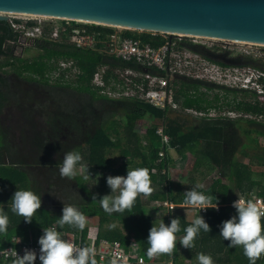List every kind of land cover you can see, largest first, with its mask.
<instances>
[{
	"label": "trees",
	"instance_id": "trees-1",
	"mask_svg": "<svg viewBox=\"0 0 264 264\" xmlns=\"http://www.w3.org/2000/svg\"><path fill=\"white\" fill-rule=\"evenodd\" d=\"M77 26L88 32H97L102 35H111L115 32L114 29L73 23L74 28ZM122 36L140 40L143 44H149L155 48L163 44L160 37H154L151 33L125 31ZM17 41L18 35L11 29L8 21L0 22V117H5L0 126V208H3L9 217L7 234H0V249L12 247L15 236L25 242L32 238L39 239L43 229L50 227L56 228L61 235L75 236V243L81 247L89 245V242L87 243L88 227L85 226L83 231L69 225L61 228L57 223L60 217L54 212L49 213L39 209L33 221L25 223L23 217L11 211V199L16 190L33 191L29 173L20 168L24 165L21 152L34 158L31 159V167L51 169L53 171L51 173H54L52 175L58 178L64 154L78 149L83 158L82 163L99 173L111 171V176L126 177L125 167L155 169V173H151V186L154 191L148 197L140 195L131 211L126 210L124 213L109 215L101 208L98 201L92 200L93 195H96L97 199L104 196L103 194L109 195L105 193L108 191L106 189L108 176L100 179L99 189L96 191L87 190L83 187L81 178H75L78 189L86 196V201L88 200L89 203L83 206L80 203L85 201H76L73 196H70L69 200L79 207L86 217L99 220L98 241L119 242L127 248L128 252L132 251L133 246H138L140 250L138 256L143 258L146 264H165V255L153 259L147 256L148 233L150 228L155 226V217L150 214V211L161 214L166 210L168 217L165 220L168 225L171 219L177 217L180 219L181 231L176 234L178 245L180 239L186 234L184 229L191 226L193 222L187 215L189 206L183 204L184 193L186 190L196 188L198 184L193 183L190 188L185 187L182 191H175L173 185L167 182L168 157L160 156V153L164 152L161 139L157 135L158 127L155 126L148 132V150L142 153L143 150L138 146L139 139L135 132L136 123L139 120L163 123L166 134L171 140V148L181 156L185 152L196 155L197 167H207L210 169L209 172L216 169L223 171L224 159L218 153L206 149L207 147L204 148V145L208 143L211 136H221L225 125L220 124L219 127L201 124L198 131L188 130L192 124L190 118H186L177 110H158L135 99L113 100L101 95L100 90L92 85L93 77L99 68L108 69V81L111 78H117L114 74L116 70L136 69L135 65L124 64L114 57L99 52L79 50L66 41L36 42L33 49L38 51L39 55L34 60H28L17 53L20 49ZM59 61H73L76 64L75 66L81 71L77 80L69 81V83L57 81L56 84H50L47 75ZM247 65L258 67L254 63ZM7 68L11 71L6 72ZM11 77L15 80L14 83L10 82ZM200 83L202 82L195 84ZM196 88L193 86L191 91L186 89V91L177 92V101L181 97L185 109L195 106L196 111L205 112L220 102L219 96L212 98L214 101H210L211 98L207 95L195 97V90H198ZM203 88L209 92L214 91L211 85H204ZM191 92L194 93V97ZM231 93L238 94L232 90ZM70 95L78 98L77 101L81 105L76 106L70 102L72 101ZM222 97L227 99V107H232L239 112L264 114V108L246 102V98L244 102L237 100L233 102L228 100V94ZM6 111L10 114L8 118H6ZM118 112L124 114L126 121L124 124L118 125L115 121ZM259 127L264 130V126ZM92 130L95 131L91 134ZM16 131L23 132L24 149L17 148L15 141L11 140ZM82 139L85 140L84 143H80ZM256 146L259 148L258 143ZM118 150L121 151L120 155L125 163L121 168L114 170L109 157ZM3 159H9L13 165L4 166ZM136 160H141V164H136ZM261 162L264 163V157L261 158ZM254 176L255 174L244 162H235L231 166L229 180L234 183L236 191H232L219 179L207 186L205 182L202 184L203 188L196 189L206 195L215 196L219 202L218 206L225 207L220 212L208 209L205 216L200 211H196V218L198 215L202 216L211 231L206 233L200 230L194 241L195 246L190 249L191 254L210 255L214 264H249L243 247L228 248L230 241L223 240L220 236V226L222 222L237 215L236 209L231 206L239 198L235 197L234 192L235 194L238 192L244 198L252 194L264 198V182L254 180ZM260 177L264 178V173ZM167 203L174 204L175 209L166 208ZM31 229L34 235L31 234ZM76 237L81 238V243ZM176 254L177 251L174 257ZM0 264L12 263L0 260ZM173 264H179L177 257L174 258ZM256 264H264V256L257 260Z\"/></svg>",
	"mask_w": 264,
	"mask_h": 264
},
{
	"label": "built area",
	"instance_id": "built-area-1",
	"mask_svg": "<svg viewBox=\"0 0 264 264\" xmlns=\"http://www.w3.org/2000/svg\"><path fill=\"white\" fill-rule=\"evenodd\" d=\"M7 15H11L7 16L8 23L14 33L18 35L17 45L22 50H32L36 42L66 41L79 50L99 52L114 57L124 64L135 65L136 69L116 70L114 74L117 78H111L108 81L107 68H99L95 73L92 85L100 90L101 95L110 99H135L137 102L158 110L176 111L179 104L176 82L181 78H189L238 92V94L233 93L229 97L230 101L244 102L245 98L242 96H245L246 102L264 108L263 45L231 42L233 45L240 46L236 54L240 60L250 61L258 67L250 65L223 68L207 60L204 55L201 56L195 52L193 46H200L198 40H202L195 37L153 34L154 37H160L163 40V44L155 48L149 44H143L140 40L123 37L122 33L125 31L122 29H114L115 32L111 35H102L97 32H88L78 26L77 28L73 27V23L93 26L90 24L52 18H34L26 15ZM55 21L59 23L53 24ZM203 41L212 40L203 39ZM75 65L73 61H59L47 75L50 84H56L57 81L69 83V81L77 80L81 71ZM262 120L264 118L260 116V121ZM158 134L163 138V141L164 139L168 141L169 138L165 136L163 128L159 130ZM160 156L164 157L163 154ZM256 200L258 206L264 208V200L258 198ZM165 207L174 210L176 206L167 203ZM220 210L218 208L217 212ZM203 211L204 216L207 215L208 210ZM74 237L62 235V238L73 243H75ZM78 239L81 243V238ZM19 240L20 242L16 243L14 238L13 246L3 250L14 249L20 257L23 256L25 249L35 250L37 260L34 264H40L38 238H32L27 242L21 238ZM88 242L87 247L93 250L97 264H146L143 258H139L136 254L132 255V251L139 250L138 246H133L132 251L128 252L127 248L119 242L98 241L97 237L91 238L90 236H88ZM75 245L77 248H82L76 243ZM13 259L12 256H0V260L9 263H12Z\"/></svg>",
	"mask_w": 264,
	"mask_h": 264
},
{
	"label": "rangeland",
	"instance_id": "rangeland-1",
	"mask_svg": "<svg viewBox=\"0 0 264 264\" xmlns=\"http://www.w3.org/2000/svg\"><path fill=\"white\" fill-rule=\"evenodd\" d=\"M5 16H11L5 14ZM8 21V20H7ZM59 23L58 21H55L53 24ZM195 41V40H194ZM213 41V40H212ZM212 41H203V40H198L200 46L204 48L203 52H208L211 55H222L225 56L227 54V58L231 59H236L240 60L236 55L238 52V49L240 46L238 45H233L231 42L229 43H223V42H212ZM216 41V40H214ZM19 55H24L28 60H34L38 57L39 53L38 51L32 49V50H27L24 49L22 50L21 48L18 50ZM22 51V52H21ZM200 50H197V54L201 55L204 54ZM205 55V54H204ZM220 55V56H221ZM205 58L207 60H210V62H213L209 56L205 55ZM239 63V62H237ZM11 69L7 68L6 72H10ZM14 79L11 77L10 82L14 83ZM205 84H195L191 82L190 80H178L176 82L177 86V92L179 93L181 90L186 91L190 90L191 87H197L195 92L199 96H204L207 95L210 97V101L212 100V96L205 92V88H203ZM206 86V85H205ZM198 91V92H197ZM193 93V92H192ZM191 96V95H190ZM239 96V95H238ZM70 99H72L73 104H76V106L79 103L77 101L78 98H75V96L70 95ZM194 97V95H193ZM246 98L245 96H242ZM186 99V98H185ZM182 100L181 97H179V101ZM227 99H225L226 101ZM229 100V99H228ZM82 103V102H81ZM84 103V101H83ZM227 103V101H226ZM32 106L31 104H29ZM81 105V104H80ZM101 106V105H99ZM178 110L179 112L182 113V115L186 116V118H190L191 120V125L188 130H200L199 126L203 124H210L211 126L217 125L220 127V124L225 125L223 128V132L220 134L221 136H211L208 143H205L204 148L207 147L206 149H209L215 153H218L222 158L224 159V168L223 171L221 170H213L212 172H209V168L203 167V168H198L197 167V158L196 155H193L192 153L185 152L183 156L177 154L172 148H171V140L168 139L165 140V144L162 145L163 149V156L168 157L169 160V170H167L169 178H167V182L169 184H172L174 187L175 191L178 190H183V188L191 187L193 183L196 184H205L206 186L209 184H213L214 181L216 180H221L224 185L230 187L232 191H236L235 185L233 182L229 180V177L231 175V166L235 162H244L245 165H248L249 168L252 170V172L255 174L254 180L256 181H261L262 183L264 182V178L260 177L264 173V163L261 162V158L264 157V130L261 129L259 126L262 125L264 126V120L260 121V116H263L264 114H260L259 116H255L253 114H247L243 112H239L235 110L232 107H224L220 105L218 107V112L216 111H210L208 114H203L201 111L195 112V106L191 107L190 109H185L184 104H178ZM218 106V104L216 105ZM118 116L115 118L116 122L118 125L124 124L125 121V116L122 114V112H118ZM9 112L6 111V118H8ZM10 115V114H9ZM202 117H201V116ZM10 118V117H9ZM11 120V119H10ZM3 122V119L0 118V126L1 123ZM161 122H150L148 120H139L136 123L135 126V132L136 135L138 136L139 139V147L142 148V153H146L148 150V132L154 128L155 126L158 127L157 129L161 130L162 128L164 129V134H166V127L163 126V123ZM30 124V123H28ZM24 126H26L24 124ZM263 130V131H261ZM95 130H92L90 133L92 134ZM23 132H18L16 131L13 135L11 140L15 141V144H17V148L20 147L23 148V138H22ZM85 140H80V143H84ZM256 143H258L259 148H257ZM76 152L80 153L78 149L75 150ZM145 151V152H144ZM121 151H114L113 155L109 157L111 161V165L114 170H117L121 168L125 160L122 159L121 157ZM21 159L22 162H24V165L21 166L20 168L24 169L29 173V176L31 178V188L33 192L40 194L41 195V200H42V205H41V210L45 212H54V214H58L57 216L61 217L62 215V208L63 204H73L70 202L69 198L70 196H73L76 198V201H81L84 200L85 202H81L80 204H83V206L88 205V200L86 201V196L83 195V193L78 189L77 184L75 182V178H81L82 185L84 188L90 191H96V189H99V182L101 181L103 177L106 176H111V171L110 172H103L99 173L97 172L94 168L89 167L88 172L91 174L90 175V180H85L84 173L80 172L79 170V165H77V175L72 178H61L59 176H54L51 173L53 172L51 169H44V168H38V167H31V159H34L32 156L29 154H26L21 152ZM4 166H11L12 162L9 161V159H3L2 160ZM141 160H136V164H141ZM211 162H209L210 164ZM126 169L124 172L127 170H133L132 167H125ZM155 173V172H154ZM166 173V172H165ZM114 176V175H113ZM97 181V182H96ZM56 189H58L56 191ZM106 189L108 191H105V193H111L110 188L107 186ZM257 190V189H256ZM255 190V191H256ZM187 191V190H186ZM233 193V192H232ZM239 198H244L239 195L238 192L233 193ZM105 195V194H103ZM237 197V198H238ZM248 198L245 199H252L253 197L258 198V199H263L259 197V195H254L252 196H247ZM44 199L47 200H52L51 202L45 201ZM87 202V203H86ZM232 206V205H231ZM225 207V206H223ZM223 207H218L222 209ZM79 208V207H78ZM190 209H188L187 215L189 216V219L193 221L197 213L196 211H200L199 209H193L192 207L189 206ZM80 209V208H79ZM203 211V210H202ZM200 211V213L203 214V212ZM150 214H152L155 217V226H159V222L163 220L164 224L168 226L167 221L165 220L167 216V211L164 210L161 212V214H157V212L150 211ZM162 215V216H161ZM86 227L89 229L88 236L91 238H94L98 234V229H99V220L96 218H91L87 217V222H86ZM30 234V232H29ZM28 234V235H29ZM31 234L34 235V231L31 229ZM176 251L177 254L175 257H177L179 264H199L198 260L196 259L197 254L193 255L190 252V249H185L183 248L180 243L176 245ZM140 253V250L138 251H132V255L134 256L135 254L138 255ZM174 254L172 257H169L165 255L166 260L164 261L165 264H169V261L171 260V264L174 263Z\"/></svg>",
	"mask_w": 264,
	"mask_h": 264
},
{
	"label": "clouds",
	"instance_id": "clouds-1",
	"mask_svg": "<svg viewBox=\"0 0 264 264\" xmlns=\"http://www.w3.org/2000/svg\"><path fill=\"white\" fill-rule=\"evenodd\" d=\"M182 79L192 82L198 81L189 78H181L179 80ZM178 103L181 104L182 100L178 101ZM158 132L159 129H157V135L161 139V144H164L163 138ZM165 136L169 138L167 134ZM82 159L81 154L76 151L65 153L62 164L59 167L61 178H74L77 175V165H79L80 172L84 173L83 178L90 180L89 167L82 163ZM154 172L155 169L149 170L142 167L130 171L127 170L126 177L108 176L106 183L111 193L99 199H97L96 195H93L92 200L98 201L101 208L109 215L124 213L126 210L131 211L140 195L148 197L154 191L151 186V173ZM197 188H203V185L198 184L196 188L186 191L183 204L200 211L208 209L218 210L219 202L216 197L197 191ZM11 200V211L23 217L25 223L33 221V217L42 205L41 195L31 190H16ZM232 207L236 209L237 215L222 222L220 236L223 240L230 241L228 248L243 247L244 255L249 260V264H256V261L264 256V223H262L264 221V208L258 206V201L255 197L252 199L238 198L232 204ZM86 222L87 217L76 205L63 204L62 215L57 220L61 228L69 225L83 231ZM8 226L9 217L3 208H0V234H7ZM200 230L209 233L211 228L205 219L198 215L191 226L184 229L186 234L180 239V245L185 249L193 248L195 246L194 241ZM180 231V219L178 217L171 219L168 226L164 224L163 220L159 222L158 227L152 226L147 237L149 245L147 249L148 258L153 259L161 255L172 257L176 252V234ZM15 240L16 243L20 242L16 236ZM38 244L40 246V264H97L92 249L88 247L77 248L75 243L62 238L61 233L56 228L43 229V235L38 239ZM0 256L14 257L12 264H34L37 260L35 250L29 249L24 250L22 257L14 249L0 250ZM196 259L199 264H214L212 257L203 253L198 254ZM169 264H171V260Z\"/></svg>",
	"mask_w": 264,
	"mask_h": 264
},
{
	"label": "water",
	"instance_id": "water-1",
	"mask_svg": "<svg viewBox=\"0 0 264 264\" xmlns=\"http://www.w3.org/2000/svg\"><path fill=\"white\" fill-rule=\"evenodd\" d=\"M0 12L140 33L264 44V0H0ZM7 20L0 15V22Z\"/></svg>",
	"mask_w": 264,
	"mask_h": 264
},
{
	"label": "flooded vegetation",
	"instance_id": "flooded-vegetation-1",
	"mask_svg": "<svg viewBox=\"0 0 264 264\" xmlns=\"http://www.w3.org/2000/svg\"><path fill=\"white\" fill-rule=\"evenodd\" d=\"M193 48L195 49V52H197V50H200L201 52H203V50H205L204 48H202L201 46H193ZM206 56H209V58H211V60L214 62V63H216V64H218L219 66H221V67H246V66H249V65H247V64H252L250 61H246V60H236V59H231V58H227V54H225V56H222L221 54V56L220 55H216V54H214V55H211V54H209L208 52H203ZM204 54H202V55H204ZM204 55V56H205ZM240 61V62H239ZM237 62H239V63H237ZM200 81H195V83H199ZM201 84H205V85H211V87H214V91H208L206 88V90H205V92H207V93H209L211 96H212V98L213 99H215V97L216 96H219V103H218V106H216V105H214V107L213 108H210L209 110H207V111H205V112H203V114L205 113V114H208V112H210V111H216V112H218V110H221V109H218V107L221 105L222 106V108H224V107H226V101H225V98H223L222 96H224V95H227L228 94V97H230L231 95H233V93H231V90H230V92L228 91V89H223V88H221V87H218V86H216V85H214V84H209V83H204V82H202ZM191 94L192 95H194V93H192L191 92ZM196 96H199L196 92H195V97ZM212 99V100H213ZM214 101V100H213ZM218 109V110H217ZM195 112H197L196 111V109H195ZM253 115H255V114H253ZM201 116V115H200ZM203 116V115H202ZM201 116V117H202ZM257 116V115H256ZM58 189H56V191H57ZM45 201H49V202H51L52 200H47V199H44Z\"/></svg>",
	"mask_w": 264,
	"mask_h": 264
},
{
	"label": "bare ground",
	"instance_id": "bare-ground-1",
	"mask_svg": "<svg viewBox=\"0 0 264 264\" xmlns=\"http://www.w3.org/2000/svg\"><path fill=\"white\" fill-rule=\"evenodd\" d=\"M5 14H16V13H12V12H0V15H5ZM18 15V14H16ZM26 16H31V17H34V18H47V19H50V17H41V16H32V15H26ZM123 30V29H122ZM125 30V29H124ZM179 36H184V37H192V36H187V35H179ZM196 38V37H195ZM199 39H205V40H216V41H219V42H228L226 40H221V39H211V38H201V37H197ZM234 44H238V43H235V42H232ZM264 46V44H262Z\"/></svg>",
	"mask_w": 264,
	"mask_h": 264
},
{
	"label": "crops",
	"instance_id": "crops-1",
	"mask_svg": "<svg viewBox=\"0 0 264 264\" xmlns=\"http://www.w3.org/2000/svg\"><path fill=\"white\" fill-rule=\"evenodd\" d=\"M0 118L4 119L5 117H0ZM6 122H7V121H6ZM6 122H5V123H6Z\"/></svg>",
	"mask_w": 264,
	"mask_h": 264
}]
</instances>
